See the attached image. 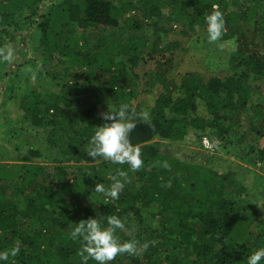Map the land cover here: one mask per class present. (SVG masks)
Listing matches in <instances>:
<instances>
[{
  "label": "trees",
  "instance_id": "trees-1",
  "mask_svg": "<svg viewBox=\"0 0 264 264\" xmlns=\"http://www.w3.org/2000/svg\"><path fill=\"white\" fill-rule=\"evenodd\" d=\"M117 1L64 2L41 25L44 50L67 58L74 68L66 85L70 93L31 91L20 109L24 122L49 129L46 149L67 157L68 163H56L50 170L43 161H37L39 153L35 150L19 154V168L0 163V250H9L19 242V251L7 264H81L83 244L70 236L76 223L95 218L102 227H108L110 215L119 216L125 223L131 213L141 216V205L158 209L156 216L165 233L159 232L155 238L161 242L150 245L144 255L146 264H247L248 256L259 248L250 242L255 208L243 199L231 200L227 193L240 177L239 185L251 196L246 176L243 179L237 173L233 178L232 173H219L212 169L216 159L211 155L175 144L192 131H208L212 143L223 142L241 124L253 96L248 80L264 79V56L257 45L264 0L249 4L247 0H143L141 6L140 2ZM41 2L0 0V36L16 24L18 13ZM137 11L146 20L162 17L167 11L166 22L182 28L205 26V17L220 11L225 22L223 38H236L237 49L230 59L237 68H243L242 76L205 79L198 72H189L176 82L168 76L171 60L160 59L153 80L163 91L149 111L150 118L143 120L141 110L133 106L138 93L127 75L126 63L137 65L138 53L150 48L148 41L118 36L106 51L86 50L82 39L62 33L74 22L82 29L102 27L112 32L122 22L133 20L128 15ZM75 101L84 106L82 111L71 109ZM200 102L207 118L192 115ZM109 104L117 109L129 105L128 118L136 124L129 139L140 147L143 160L137 170L103 158L92 161L86 154L88 138L104 121L99 108ZM254 114L264 119L262 107L257 106ZM200 145L203 147L202 141ZM257 154L264 161V147ZM118 171L126 173L127 182L117 200L94 191L95 184L109 186ZM133 172L138 187L133 184ZM94 204H98L97 214L92 209ZM131 239L140 241V236L119 240ZM169 249L178 254L168 255ZM162 252L167 254L163 260ZM135 258L118 254L109 264ZM88 264L97 262L90 259Z\"/></svg>",
  "mask_w": 264,
  "mask_h": 264
},
{
  "label": "rangeland",
  "instance_id": "rangeland-1",
  "mask_svg": "<svg viewBox=\"0 0 264 264\" xmlns=\"http://www.w3.org/2000/svg\"><path fill=\"white\" fill-rule=\"evenodd\" d=\"M74 1L42 0L32 10L18 13L16 24L4 30L0 36V48L11 45L14 50V59L11 62L0 59V163L2 164L19 168L21 163L16 161L19 154L29 150L37 151L39 153L37 161H43L50 170L56 163H68L67 157L57 151L46 149L48 128L32 126L24 122L20 104L31 91L69 95L66 85L74 68L67 58L58 54H48L44 50L41 44V25L56 7L64 2ZM124 1L126 0H118L117 3ZM129 1L140 2V6L143 4V0ZM250 1L247 0L246 3L249 4ZM167 14V11H163L162 17L146 20L139 11L130 13L128 17L133 20L122 22L120 27L112 32H107L102 27L82 29L74 22L63 29L62 33L64 37L82 39L81 42L86 50L106 51V48L112 46L114 37L118 36L124 39L134 36L146 39L150 48L138 53L137 65L126 63V72L134 81L138 93L133 100V106H137L141 112L148 111L150 118L149 111L163 91L153 80L156 62L160 59H169L176 65L169 75L176 82H180L189 72H198L205 79L212 77L224 79L232 75L241 77L244 72L243 68H237L230 59L232 52L237 49L236 38L226 40L222 35L219 40L209 42L206 25L182 28L166 22ZM258 27L257 45L264 56V15L259 20ZM168 29L172 31L167 33ZM127 59L124 58L126 62L129 61ZM121 60L123 58L118 59ZM106 77L110 78L108 75ZM248 83L253 88V96L243 120L223 142H213L214 152H208L200 145V141L207 137L208 131H192L184 142L175 145L181 149L189 148L191 151L198 148L199 151L211 155L216 159L212 169L219 173L225 175L232 173L233 178L237 173L242 175V178L246 176L245 183L252 192L251 196L247 195L239 185L240 177L239 180L235 179V188L228 190L227 193L231 200L243 199L248 205L254 206L250 242L264 247V161L260 160V155L257 154L258 149L264 147V119H259L254 114L257 106L264 109V79L251 78ZM71 109L80 112L84 106L75 101ZM115 110L118 109L109 104L107 107L101 106L98 113L101 116V113ZM192 115L208 117L202 102L198 111ZM103 123L105 121L101 124ZM134 173L132 181L138 187L140 184ZM16 202L21 204L20 199H16ZM23 207L22 205L20 208ZM139 208L141 216L131 213L124 223L125 227L117 229L115 235L120 239L123 236L139 234V242L147 243L150 247L153 242L159 241L155 238L159 232L164 235L165 233L161 231L160 220L156 216L158 209L155 206L143 208L139 205ZM92 209L97 214L98 204L92 205ZM149 247L132 261L122 259L117 264H146L144 255L150 251ZM172 253L178 254V251L169 249L168 255ZM166 255L162 252L160 259L163 260Z\"/></svg>",
  "mask_w": 264,
  "mask_h": 264
},
{
  "label": "clouds",
  "instance_id": "clouds-1",
  "mask_svg": "<svg viewBox=\"0 0 264 264\" xmlns=\"http://www.w3.org/2000/svg\"><path fill=\"white\" fill-rule=\"evenodd\" d=\"M207 38L215 42L222 36L224 19L220 11H213L205 17ZM0 59L11 62L14 59V50L11 45L0 48ZM129 105L122 104L118 110L101 113L105 123L95 127V131L88 138L86 154L95 161L97 158L109 160L114 164H127L132 170L139 169L143 160L141 149L130 142L129 134L136 127L134 120L128 118ZM140 117L147 121L148 111L140 113ZM167 166V165H165ZM109 186L95 184L94 191L102 194L106 199L117 200L124 189L127 176L124 171L113 175ZM103 218V217H101ZM71 231L73 240L80 239L83 248L80 252L81 264H88L94 260L97 264H109L118 254L138 256L147 250V243H140L136 239L121 242L115 235L117 229L125 227L122 219L117 215L107 216L108 227H102L95 218L81 220ZM154 243V242H153ZM19 251V242L9 250H0V264H7L9 257H14ZM264 261V247H259L247 258V264H261Z\"/></svg>",
  "mask_w": 264,
  "mask_h": 264
},
{
  "label": "built area",
  "instance_id": "built-area-1",
  "mask_svg": "<svg viewBox=\"0 0 264 264\" xmlns=\"http://www.w3.org/2000/svg\"><path fill=\"white\" fill-rule=\"evenodd\" d=\"M202 144H203V148L205 150H207L208 152H214L215 151V147H214L213 143L207 137L203 138Z\"/></svg>",
  "mask_w": 264,
  "mask_h": 264
},
{
  "label": "crops",
  "instance_id": "crops-1",
  "mask_svg": "<svg viewBox=\"0 0 264 264\" xmlns=\"http://www.w3.org/2000/svg\"><path fill=\"white\" fill-rule=\"evenodd\" d=\"M175 66H176V65H174L173 62H172V70H171V72L173 71V68H175ZM171 72L169 73V75L171 74ZM169 75H168V76H169ZM185 75H186V74H185ZM169 78H171V77L169 76ZM171 79H173V78H171ZM186 139H187V138H186ZM186 139H185V140H186ZM185 140H184V141H185ZM184 141H183V142H184Z\"/></svg>",
  "mask_w": 264,
  "mask_h": 264
}]
</instances>
